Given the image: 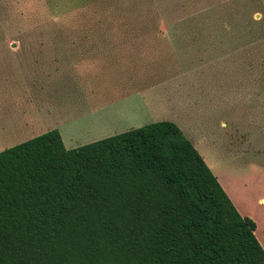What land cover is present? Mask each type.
I'll return each instance as SVG.
<instances>
[{
  "label": "rangeland",
  "instance_id": "obj_1",
  "mask_svg": "<svg viewBox=\"0 0 264 264\" xmlns=\"http://www.w3.org/2000/svg\"><path fill=\"white\" fill-rule=\"evenodd\" d=\"M75 5L0 0V151L52 129L72 149L171 121L239 214L256 224L254 235L264 250V0H79ZM149 37L160 42L152 49L161 59L146 66L160 84L157 101L130 113L115 129L78 122L86 93L78 87V44L131 43L138 49ZM110 76L91 84L96 95L125 91Z\"/></svg>",
  "mask_w": 264,
  "mask_h": 264
},
{
  "label": "trees",
  "instance_id": "obj_2",
  "mask_svg": "<svg viewBox=\"0 0 264 264\" xmlns=\"http://www.w3.org/2000/svg\"><path fill=\"white\" fill-rule=\"evenodd\" d=\"M255 230L171 121L0 151V264H264Z\"/></svg>",
  "mask_w": 264,
  "mask_h": 264
},
{
  "label": "crops",
  "instance_id": "obj_3",
  "mask_svg": "<svg viewBox=\"0 0 264 264\" xmlns=\"http://www.w3.org/2000/svg\"><path fill=\"white\" fill-rule=\"evenodd\" d=\"M154 30V33H158L159 29ZM162 33L167 34V31L163 29ZM158 40V37H149L148 40L142 41L146 44L141 43L138 49L131 43L97 48L94 44L88 45L93 47H82L84 44H78V87L86 92L85 96L81 97L83 108H78V122H87L90 128L95 129H115L128 121L130 113L146 110L154 100L157 101L156 88H159L160 84H154L157 83L156 72L146 66H153L155 61L161 59L160 54H156L152 49L160 43ZM162 40L172 43L175 38L162 37ZM145 45L152 46L146 50ZM111 74L114 82L119 81L125 91L107 96L96 95L97 87L91 84L110 80ZM148 80L150 87L147 86Z\"/></svg>",
  "mask_w": 264,
  "mask_h": 264
}]
</instances>
